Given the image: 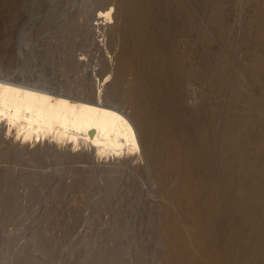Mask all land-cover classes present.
Listing matches in <instances>:
<instances>
[{"label":"bare ground","instance_id":"1","mask_svg":"<svg viewBox=\"0 0 264 264\" xmlns=\"http://www.w3.org/2000/svg\"><path fill=\"white\" fill-rule=\"evenodd\" d=\"M23 1L0 0V26ZM107 1L116 6L114 58L129 85L130 112L110 100L99 102L94 89L82 97L79 93H85L0 81V141L11 135V128L24 142L35 140L25 128L39 127L45 139L53 135L52 144H67L70 156L82 146L98 153V161L91 156L93 166H101L102 155L116 156L119 161L102 167L108 173L129 168L130 161L122 159L136 154L141 144L148 168H159L167 264H264V0L249 2L250 13L261 21L238 40L226 15H211L208 27L200 29L201 4L189 9L184 0ZM220 1L216 7L228 12V1ZM212 2L207 0L209 6ZM216 33L228 38L218 41L226 43V76L237 86L231 88L228 109L227 98L223 101L227 112L219 121L214 65L206 50ZM181 35L200 38L199 57H181ZM238 47L245 48L242 63L234 61ZM227 53L220 54L224 60Z\"/></svg>","mask_w":264,"mask_h":264},{"label":"rangeland","instance_id":"2","mask_svg":"<svg viewBox=\"0 0 264 264\" xmlns=\"http://www.w3.org/2000/svg\"><path fill=\"white\" fill-rule=\"evenodd\" d=\"M184 1L189 9L203 7L200 29L208 27L216 14L228 16L237 40L246 28L261 21L249 11L251 0H226L229 13L217 8L220 0L210 6L207 0ZM116 12L107 0H24L17 14L0 26V81L82 97L94 89L93 97L99 102L110 100L108 104L130 112L129 85L117 71L114 58ZM220 38L228 40L216 33L206 44L214 69L225 61L220 71L213 69V79L218 80L213 85L219 84V88L212 87L218 121L229 107L231 88L237 90L231 76H226L230 57ZM199 47L200 38L179 37L183 59L199 57ZM244 49L237 48L234 61H245ZM221 95L228 96L222 100ZM5 127L3 134L8 133L9 122ZM27 129L34 132L35 140L24 142L11 128V135L4 134L6 140L0 141V264H167L159 168H148L141 144L136 154L123 157L130 161L129 168L108 173L103 165L119 161L116 156L102 155L101 166H93L91 161H98V153L82 146L70 156L67 144H52L53 135L45 139L39 127Z\"/></svg>","mask_w":264,"mask_h":264}]
</instances>
